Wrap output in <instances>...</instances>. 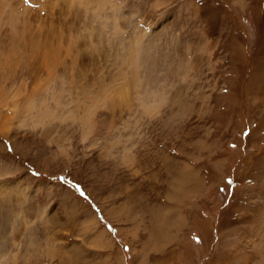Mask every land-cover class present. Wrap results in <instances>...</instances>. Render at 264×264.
<instances>
[{
	"label": "rangeland",
	"instance_id": "obj_1",
	"mask_svg": "<svg viewBox=\"0 0 264 264\" xmlns=\"http://www.w3.org/2000/svg\"><path fill=\"white\" fill-rule=\"evenodd\" d=\"M127 1L154 28L151 77L169 103L124 113L132 136L111 154L63 131L20 158L0 138L19 167L0 191V264H264V0Z\"/></svg>",
	"mask_w": 264,
	"mask_h": 264
},
{
	"label": "bare ground",
	"instance_id": "obj_2",
	"mask_svg": "<svg viewBox=\"0 0 264 264\" xmlns=\"http://www.w3.org/2000/svg\"><path fill=\"white\" fill-rule=\"evenodd\" d=\"M124 1L0 0V138L20 158L30 137L55 141L63 131L69 142L75 133L84 147L108 140L104 150L111 154L121 135L132 136L121 133L128 127L124 113L132 121L140 113L151 118L169 103L152 82L154 28L135 11L126 13ZM128 148L119 161L137 174L138 159ZM163 158L168 164L169 157ZM9 165L0 157V191L15 185L5 179L19 167ZM5 257L4 263L17 264L14 254Z\"/></svg>",
	"mask_w": 264,
	"mask_h": 264
},
{
	"label": "snow or ice",
	"instance_id": "obj_3",
	"mask_svg": "<svg viewBox=\"0 0 264 264\" xmlns=\"http://www.w3.org/2000/svg\"><path fill=\"white\" fill-rule=\"evenodd\" d=\"M76 187H77V189L79 190V186L77 185ZM81 195H84V193H83L82 191H81Z\"/></svg>",
	"mask_w": 264,
	"mask_h": 264
}]
</instances>
